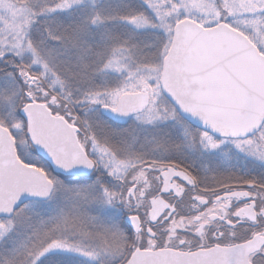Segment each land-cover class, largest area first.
Here are the masks:
<instances>
[{"label":"snow or ice","instance_id":"snow-or-ice-1","mask_svg":"<svg viewBox=\"0 0 264 264\" xmlns=\"http://www.w3.org/2000/svg\"><path fill=\"white\" fill-rule=\"evenodd\" d=\"M0 264H264V0H0Z\"/></svg>","mask_w":264,"mask_h":264}]
</instances>
